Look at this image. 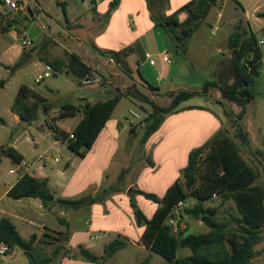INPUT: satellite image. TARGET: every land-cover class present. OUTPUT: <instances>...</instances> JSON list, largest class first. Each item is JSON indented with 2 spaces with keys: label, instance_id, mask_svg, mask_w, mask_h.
<instances>
[{
  "label": "crops",
  "instance_id": "crops-1",
  "mask_svg": "<svg viewBox=\"0 0 264 264\" xmlns=\"http://www.w3.org/2000/svg\"><path fill=\"white\" fill-rule=\"evenodd\" d=\"M188 1L190 0H167L165 12L170 14ZM223 1L218 0L216 6L211 8L204 19V21L208 19L214 21V24L218 25V27H214V30L218 31L222 28L220 21L224 13L217 7L221 2L223 5ZM82 3H84V0H30L27 11L18 15L14 24L7 31L2 32L0 25V59L2 55H5V59L8 61L4 62L3 65L11 67L18 62V59L22 58V65L16 71L25 70L23 69L24 66H29L30 63L35 67L44 66L45 70L33 79L35 83L39 84L40 81H35L37 76L48 73V70L54 75V72L44 64L41 58H63L64 53L67 52L77 55L91 68V71H99L105 75L106 72H110V75L114 74L116 76L114 79H117L125 87L133 83L142 87L150 85L158 88V92L155 93L159 95L173 91L171 90V80L176 73L172 75L174 57L169 52L166 35L154 28L145 0H89L86 7ZM111 6L110 14L106 16ZM262 11H256L255 18L257 17L256 14ZM178 18L183 20L185 14L179 13ZM202 24L198 30H200ZM193 36L187 52L192 46ZM24 39L31 40L32 45L25 47L23 44ZM260 50L262 57L258 78L260 70L264 68V50L261 48ZM217 51L219 52V46ZM23 53H30V57L26 62L23 61L25 56H22ZM145 54L150 55L152 62L145 58ZM165 57L169 59V62L165 61ZM139 69H141L144 78L136 75ZM62 74L68 76L67 73ZM24 85L47 99L49 104L52 103V111L58 110L63 103L79 105L88 102L95 104L114 95L109 91L103 93L95 86H83V88H89L88 96L75 98L72 94L74 91L68 90L53 98L52 88L50 87L40 88V86H37L35 88L29 84ZM114 87L119 89L120 92L122 91L119 87L115 85ZM216 105L220 104L216 103ZM114 109L84 156V159L90 158L94 149H102L103 152V156L100 157L102 162L96 165L99 167L98 172L90 176L85 175V180L92 184V188L89 190H83L84 187H79L76 191L75 189H69L67 182L60 181L64 171L55 170V173L52 174L46 172L48 170L47 161L53 160V162H56L58 160L57 157L52 158V156H48L49 159L45 160L43 157L47 156L46 152L50 148L60 145L67 147L65 142L56 140L52 135L53 140L47 146H43L44 152L39 154L37 153L40 148L39 139L33 138L32 144L34 147L30 153L32 157L28 158L19 152L17 144L19 137L13 139L8 147H12L22 156V160L27 163V167L22 172L9 173V170L18 168L17 164L13 162L16 166L8 170V174L16 177L12 182L4 183V190L0 191V203L2 204L0 218L8 217L21 236L22 233L26 235L36 234L37 240L43 233L47 232L68 234V240L60 242L61 249L74 250L79 244L85 248H90L91 243L99 239L98 232L120 235L128 239L129 245L146 250L144 258L150 257L149 264H152V251L140 244L143 227L136 226L133 217L130 216L128 197L116 193L104 204H92L93 206L91 205L92 202L90 204L84 202L85 204H83L84 199L95 197L100 186L108 183L101 180V173L107 167L112 168L115 173H119L121 169L127 168L132 154V151L128 153L126 150L130 146L128 133L130 124L134 122L133 118L127 123H123L112 116ZM217 110L211 103L191 105L185 101L178 112L166 116L160 127L146 140L141 151V159H143V155H150L156 166L152 169H146L143 160H141L140 164L136 165L137 172L134 178L131 179L129 175V179L127 177L125 179L126 191L130 188L137 189L138 186V189L146 192L156 190L158 196L162 197L167 188L178 178L180 170L186 165L183 166V160L185 159L187 162L188 153L222 129L223 119L219 114V110ZM6 114L13 125L23 123L11 111H6ZM76 115L79 116V119L70 128L68 126V129L63 124L64 120L75 118ZM76 115L60 119L61 132H69L75 127L81 118L80 114ZM0 118L4 120L3 125H7V118L5 116H0ZM260 141L264 144V136L261 137ZM134 142L132 141L130 147H134ZM69 152L73 154L70 150ZM71 159L75 160L73 157ZM68 166L70 164L66 162L65 167ZM24 173L47 179L48 187L54 199H82L81 207L63 210L54 205L47 210L38 198L11 199L8 197L7 191ZM114 181L115 179L111 183ZM136 201L144 215L150 218L157 207L156 204L151 203L141 195L136 197ZM96 212L98 214L102 213V215H112L111 222L109 224H95L94 213ZM17 223L20 224L19 229ZM33 227L38 228V230L36 231ZM113 238L114 236H110L104 240L98 256L103 254L104 245ZM58 245V240H55V243H52V241L45 242L43 254L51 255ZM257 246L256 250H258ZM36 247L40 249L37 245ZM50 247H53V249L50 250ZM60 250L56 253L54 259L47 264L90 263L81 261V259L79 261L78 257L65 256L62 253L63 251L60 252ZM187 255L189 254L185 256Z\"/></svg>",
  "mask_w": 264,
  "mask_h": 264
},
{
  "label": "trees",
  "instance_id": "trees-1",
  "mask_svg": "<svg viewBox=\"0 0 264 264\" xmlns=\"http://www.w3.org/2000/svg\"><path fill=\"white\" fill-rule=\"evenodd\" d=\"M217 1L190 0L176 11L167 14L165 12L167 0H145L154 28L166 35L169 52L178 58L185 57L193 34L199 29L211 8L216 6ZM111 8L112 6L106 16H109ZM179 13L185 14L183 20H179ZM256 16L264 17V10L258 12ZM9 28L10 24L1 25L2 32ZM226 48L230 53L229 69L232 81L227 83L221 78L220 81L206 80L202 84L201 93L205 94L209 88H216L222 100L238 107L239 111L233 116L232 126L240 144L247 148L250 141L248 133L241 126V121L247 104L254 99L252 87L259 75L262 53L254 34L251 32L250 36L246 37L244 29L239 25L229 34ZM41 60L54 75L67 73L76 79L78 84L91 72V68L73 53L65 52L63 58L42 57ZM21 65L22 58L11 67V70H17ZM145 88L151 93L158 92V88L150 85H146ZM196 95V91L170 92L168 93L170 101L166 106L147 101L151 110L144 119L141 137L131 157L133 161L127 168H131L135 161L142 158L144 143L160 127L165 117L178 112L182 102ZM123 96L125 95L114 94L111 98L95 104L88 102L79 105L61 104L60 119L76 114H80L81 118L69 132L51 130L53 137L65 142L75 156L84 157ZM50 109L51 105L47 99L24 84L18 87L10 106V111L28 125L36 121L40 113L46 114ZM223 111L226 116L230 113ZM0 124H4L2 118ZM69 134L74 135V139H69ZM0 152L10 156L15 163L22 160V156L12 147L1 148ZM127 168L119 172L118 182L126 176ZM257 179V171L243 160L236 142L228 136L225 129H220L206 142L188 153L186 165L181 170V178H177L162 197L140 189L131 191L128 199L134 220L138 227H143L140 244L160 255L164 259L161 264H249L260 255L261 251L256 250V246L264 241V180L259 184L256 182ZM214 193L221 196L222 202L230 196L235 202L239 216L232 221H218L213 218L212 210L206 207L204 202L211 199ZM134 194L156 204L157 207L150 218H147L136 205ZM7 195L14 200L38 198L47 210L54 205L63 210L77 209L81 207L82 202V199H54L47 179L27 173L22 174L8 189ZM186 198H194L196 202L184 208V213L201 220L208 227V231L189 233L184 229L175 234L166 223L171 209L178 201ZM231 222H234L235 226H232ZM58 234L62 235L63 241L68 240V234ZM49 237L48 233H43L38 241L49 242ZM36 241V234L24 239L8 217L0 218V243H5L10 251L17 248L22 250L29 264H47L61 249L58 245L51 255L38 257ZM128 243L126 237L117 235L104 245L101 256L90 252L83 245H77L74 249L77 254L75 257L93 264H104L106 258L125 248ZM180 248H188L190 254L178 257L177 251ZM62 253L66 256L65 250ZM149 260L150 257H145L139 264H149Z\"/></svg>",
  "mask_w": 264,
  "mask_h": 264
},
{
  "label": "rangeland",
  "instance_id": "rangeland-1",
  "mask_svg": "<svg viewBox=\"0 0 264 264\" xmlns=\"http://www.w3.org/2000/svg\"><path fill=\"white\" fill-rule=\"evenodd\" d=\"M88 4L89 0H84V3H82V5L85 7ZM217 8L222 10L224 13L220 21L222 26L221 30H214V27H218V25L214 24V21L211 19L204 21L200 30L194 33L192 46L188 50L187 55L184 58H178L174 56L172 75L175 72L176 73L172 76L173 79L171 80V90L173 91L171 92L176 93L179 90L196 91L197 95L186 102L191 105L211 103L215 109L219 110V114L223 119L222 129H225L228 136L234 142H236L240 149V154L243 160L257 171L258 179L256 182L261 184L264 180V144L260 141L261 137L264 136V68L260 70V76L257 79V83L252 87L254 99L249 104H247L245 115L241 121V126L244 131L248 133V138L250 141V145L247 148L240 144L239 140L236 138L234 126H232L234 125L233 116L238 112V107L232 103L222 100L220 93L216 88H209L207 93L204 94L201 93V87L203 82L206 80L215 79L220 81L221 78V80L226 81L227 83L232 81L229 69L230 53L226 46L229 34L236 28L237 25L244 29L246 37L250 36V33L252 32L257 39L260 48L264 50V44L261 43V39L264 36V18H255L256 11L264 10V0H224L223 5L221 2ZM218 46L219 52L217 51ZM4 62L8 61L5 59V55H2L0 59V116H5L8 123L7 125H0V149L8 148V146L11 145L12 140L19 137L17 142L19 152L24 154L26 157L31 158L32 154L30 156V153L34 147L32 144L33 138L39 139L40 148L37 152L39 154L44 152L42 149L43 146H47L48 143L53 140L52 133L50 131L51 129L48 126L46 117L51 113H59V109L52 111L51 103V109L46 114L40 113L37 121L31 123L30 125L24 122L21 125H13L11 119H9L8 115L6 114V111H10L9 106L16 96L20 84H29L35 88H37V86H40V88L50 87L52 88L51 94L53 98L62 95V92L68 90L74 91L72 94H74L75 98L84 95L88 96L89 88H83V86H80L76 79L70 75H52L50 70H48L50 77L43 78L38 84L35 83L33 79L37 74H41L42 71L45 70L44 66L35 67L30 63L29 66H24L23 69L25 70L12 71V66L5 67L3 65ZM95 72L100 75L101 81L90 86L98 87V89H100L103 93H108L109 91L113 94H124L127 96L123 97L119 101L118 105L113 111L112 116L118 118L123 123H127L133 118L132 120L134 122L130 124V130L128 134L130 137V146H132V141L134 142L135 140L134 147L132 148L129 146V148L126 150L128 153L132 151V157L143 131L144 119L151 110V107L147 101H153L160 106H166L170 101V98L168 97V93L170 92L157 95L154 92H149L145 87L137 86L134 83L125 87L117 79H114L116 77L114 74L110 75V72H106L105 75L99 71ZM136 75L144 78L141 69L137 71ZM114 85L119 87L122 91L120 92L119 89L114 87ZM216 103H219L220 105H216ZM182 104L183 102L181 105H179L178 110L180 107H182ZM223 110H226L231 114L228 113V116H226ZM131 112L138 115V118H134ZM78 119L79 116L76 115L75 118L64 120L63 124H65L67 128L68 126L70 128V126L73 125ZM46 153L47 156L58 158L56 162H53V160H51L52 162L47 161L48 170L46 172L48 174L50 172L51 174L55 173V170L64 171L60 181L63 180L67 182L69 189H75V191L79 187H84L83 190H89L92 188V184L85 180V175L90 176L98 172L99 167L96 165L97 163L102 162V159H100V157L103 156L102 149H94L91 157L88 159L71 154L65 145L50 148V150H48ZM71 157L75 158V160L71 159ZM131 157V160L128 161V165L131 161H133ZM141 160H143L144 167L146 169H152L156 166L150 155H143V159L135 161L131 168H127L125 173L126 176L122 178L121 182H118L117 180L118 172L115 173L112 168L107 167V169L101 173V180L107 181L108 183L102 184L95 197H87L83 200V203H89V199H91V205H97V203L104 204L106 200L116 193H120L121 195L128 197L129 194H131L133 188H130L128 191H126L127 187L125 185V179L126 177L129 179V175L131 179L134 178L137 172L136 165L140 164ZM66 162H68L70 166L65 167ZM185 164L186 161L184 159L183 166ZM15 166L16 165L13 164L10 156L0 152V191L2 189L4 190V183L12 182L16 177L14 175L8 174V170L14 168ZM181 170L178 174V178H181ZM113 179H115V181L111 183ZM152 193L158 195V191L156 190ZM133 196L136 201L138 194H134ZM136 205L138 206L137 201ZM204 205L212 210L213 218L218 221H232L239 216L235 202L230 196H228L222 202V198L218 194L215 199H209L205 201ZM1 206L2 204L0 203V208ZM130 216H132L134 220L131 206ZM181 216L182 222L186 228L185 230H187L189 233H201L208 230V227L201 220L185 214L184 210L181 211ZM111 219L112 215L110 214L102 215V213H94V222L95 224L98 223L97 225L109 224ZM17 224L19 229L20 224ZM231 225L235 226L234 222H231ZM33 228L36 229V231L38 230L36 227ZM47 233L50 235L49 240L52 241V243H55V240H58L60 246V242H66L65 239V241H63L62 235L53 234L51 232ZM22 236L25 239H29L31 235L22 233ZM98 236L99 239L95 242H92L90 248L86 247L90 252H93L96 255L99 254L98 252L101 250L105 239L109 238L110 236L116 237L117 235L112 233L105 234L98 232ZM44 243L45 241H36V245L40 247V249L37 248L36 250L38 257L44 256ZM257 247V249L261 251L260 255L254 258L249 264H264V251H262V248L264 247V241L258 244ZM49 249L51 250L53 247H50ZM63 250H65L67 256L76 258L75 256L77 254L75 250L63 248L60 250V252ZM46 253L48 252L46 251ZM145 254L146 250L128 244L124 249H120L113 256L106 258L104 260V264H139L142 258H144ZM177 254L178 256H185L186 254H190V250L188 248L178 249ZM78 259L80 261V258ZM163 261L164 259L160 255L152 252V264H160ZM0 264H29V261L23 251L17 248L11 250L4 256L0 255Z\"/></svg>",
  "mask_w": 264,
  "mask_h": 264
},
{
  "label": "built area",
  "instance_id": "built-area-1",
  "mask_svg": "<svg viewBox=\"0 0 264 264\" xmlns=\"http://www.w3.org/2000/svg\"><path fill=\"white\" fill-rule=\"evenodd\" d=\"M28 1L29 0H0V24H10L12 26L18 17V15L25 13L28 8ZM261 43H264V36L261 39ZM23 44L25 47H30L32 45L31 40L24 39ZM145 58H147L150 62H152V59L149 54H145ZM165 61L169 62V59L165 57ZM50 76L49 73H44L43 75L37 76L35 79L36 82L41 81L43 78ZM101 81L100 75H98L95 71H91L89 74L85 75L79 85L80 86H90L97 84ZM133 117H137L135 113H132ZM47 123L48 126L52 131H60V118L59 113H51L47 117ZM69 139H74V135L69 134ZM45 160H48V156L43 157ZM17 164V169H11L9 170V173H16L18 171H23L27 167V163L24 160H21ZM217 197V194H212L211 199H215ZM196 202V199L194 198H186L185 200H180L177 202V204L171 209L170 213L168 214V217L166 219V223L171 226L172 231L174 233H177L179 230L185 229V226L181 219V211L189 207L190 205H193ZM10 252L9 247L5 243H0V255L4 256L7 253Z\"/></svg>",
  "mask_w": 264,
  "mask_h": 264
},
{
  "label": "water",
  "instance_id": "water-1",
  "mask_svg": "<svg viewBox=\"0 0 264 264\" xmlns=\"http://www.w3.org/2000/svg\"><path fill=\"white\" fill-rule=\"evenodd\" d=\"M30 57V53H26L25 56H24V59L23 61L26 62L28 60V58ZM91 202V199H89V203ZM85 204V203H83Z\"/></svg>",
  "mask_w": 264,
  "mask_h": 264
}]
</instances>
